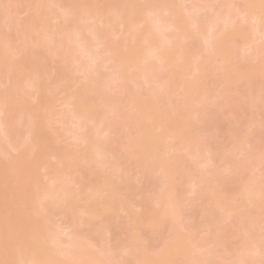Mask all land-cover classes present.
Listing matches in <instances>:
<instances>
[{"label": "rangeland", "instance_id": "obj_1", "mask_svg": "<svg viewBox=\"0 0 264 264\" xmlns=\"http://www.w3.org/2000/svg\"><path fill=\"white\" fill-rule=\"evenodd\" d=\"M57 1L37 0L35 7L27 8L17 0H0V36H8L10 39L9 46L5 44L8 47L0 48V50L7 52L11 60L20 64L18 70L21 71L24 66L25 69L28 65L30 67L29 63L25 65L24 62H21L25 60V53L40 43L42 39L46 40L40 32L41 30L38 31L36 28V22L42 12L37 11L36 8L39 6L44 9L59 8L56 7ZM62 1V4L58 3V6L67 5V0ZM92 1L86 0L85 2L89 5H97L95 0ZM139 1L128 0L129 6H134V10L124 11L128 16L131 28H135L142 20L154 19V15L147 11V7L140 4ZM245 1H232V11L231 15L229 14V18L232 20L231 25L228 29H221L219 42L209 53L204 55L198 65V71L193 76L180 74L174 79V82H172V76L164 78L166 82L170 80V88L166 89L165 93L175 103L176 110L184 112L182 106L186 99L191 105V109L186 115V124L180 126L181 120L177 118L172 125L158 130L156 120L160 119L159 115L161 114L148 106L150 100L148 87H137L136 93H133V90L104 92L106 100L111 102L114 100L113 98L119 97L123 105L122 116H117L110 124L113 133L105 136L113 141V155L108 154L107 162L100 167L99 164H96L98 168L94 169L98 170L95 173L99 172L104 185H101L95 178L92 179V182L88 184L89 187L85 186L86 189H83V194L88 197L94 195L91 193L94 187L98 188V192H95L98 194L97 198L95 195L93 199H88L90 206L86 208L87 212H84L85 202L75 199L74 218L68 214L60 215L61 217L54 219L57 225H60V219L62 227L75 226L79 238L89 243L110 245L117 257H122V252L125 249H132L147 264H157V261H159L158 264H188L190 250L196 247L202 248L201 259H212V264H226L234 260L239 249L243 247L238 231L243 230L247 227L246 225L250 227V224L260 227L264 225V188L262 199L258 201L255 208L242 207L243 203L239 199L242 188L253 185L254 178L264 182V39H259L262 28L257 27L256 22L261 11L250 8L253 2H258L262 6L264 0H250L251 3L248 5L244 3ZM228 2L229 0L218 1L219 4L225 3L226 5ZM187 5L189 4L187 3ZM216 8L214 7V9ZM158 12L162 19L169 16L165 9ZM196 12L179 11V15L185 20L188 16L187 13L194 14ZM101 13L104 19L110 21H118L121 16V13L117 11H101ZM219 13L221 11L206 9L196 14H198V19L205 21L215 18ZM98 19L95 17L94 20L98 22ZM88 22L87 20L86 23L88 24ZM218 23L221 25V20ZM51 24L54 25L57 22L51 21ZM25 25L29 33L27 38H23L21 33V28ZM64 25L63 35L70 28V24ZM116 30L119 31L120 28L116 27ZM51 38H56V36L53 35ZM119 38L122 42L120 44L117 42L118 53L126 54L128 49L123 46L128 42V34L124 31L120 32ZM8 39L4 42L0 40V44L6 43ZM197 45V42L194 41L188 45L193 55L195 48H198ZM32 50L34 51V49ZM40 54L39 56H41ZM45 55H42L44 60H41V63L47 61L45 65L48 66L44 69L39 89L32 91L29 94L31 97H28V94L25 96V92L23 95L27 97L23 102L24 108L29 112L26 115L30 114L29 116L32 117V131L35 138L31 139L30 137V139L35 141L33 143L35 146L29 145L31 140L24 147L25 143H20L24 139V135L27 140V136L24 134L27 128L23 126L24 124L21 126L25 127V131L19 127L21 128L19 130L22 131L18 130L17 133L22 132V134L14 136V141H18L19 146L22 144L18 150H12L9 148L10 146L7 148L8 143H4L0 133V150L3 148L0 151V264H16L15 245L17 246L18 243L22 250L26 248L24 246L30 243V240L33 241L32 245L34 246L35 240L28 239L29 236H33L27 224L33 222L36 223V227L37 225L41 227L43 222L42 215H34L31 213L33 211L30 212V206L33 205L31 203L28 206L31 202V199L27 202L29 196H33L32 193L36 188L48 190L55 186L60 178V172L66 164L74 161V158L78 157L84 148L81 141L73 139L68 132V129L75 127V120L69 119L72 107L68 102V105L64 102L70 100V103H80L84 97L81 86L86 85L85 73L87 74V72L81 71L78 63H70L67 60L68 63L63 59L58 61L57 58L55 59L59 63L52 60L56 64L54 67L51 59H48L50 57ZM21 58L23 59L21 60ZM63 62L67 64H61L63 67H60L59 64ZM104 65L108 66V62L100 64L99 71L101 70V73H105L104 69L107 68L106 66L104 68ZM5 73L7 74V72ZM5 75L4 77L7 76ZM4 77L2 76V78ZM4 83L5 80L1 85ZM4 88V86L0 87L1 90ZM8 92L11 93L10 95L7 93L9 95L8 117L16 118L17 111L13 112V108L18 105L17 103H20L18 108H21L23 99L21 100L19 95L23 93L17 95V92ZM34 94L36 95L32 97ZM99 110L98 112H100ZM106 116L109 117V115ZM173 134L177 135L175 140L172 139ZM147 139L152 140L153 144ZM142 140L147 144L150 143L146 144L148 147L157 146L159 156L170 163V166L165 170L177 185L180 194L178 195L180 198L179 218L175 223L170 222L171 220L167 217L166 214L169 213L167 208L160 207L155 203L163 186L162 178L157 174H152L149 168L140 163L142 155L135 159L130 155L132 146H142L144 144ZM243 147L247 150L248 158L252 159L250 166L246 160L247 156H243L241 151ZM3 150L5 153H2ZM195 155H200L201 158L210 155L219 175L214 180L197 188L196 193H191L194 161L190 160V157ZM215 182L219 183L217 187L214 186ZM100 185L102 189L109 185L112 189L111 192L101 191ZM109 197H119L123 207L120 209L104 205L103 203ZM73 213L70 215L73 216ZM158 215L160 218L164 216L159 220ZM53 228L55 232L63 233L62 229ZM105 228H108V234L104 232ZM8 229L11 230L10 236H7L10 231ZM23 230H29L31 235ZM35 230L34 228L33 232ZM251 233L253 236H258L260 232L253 229ZM22 234L27 236V239ZM18 236L24 240L18 239ZM67 239L64 235L60 240L61 243L55 246L45 242H36L40 246L39 254L67 251L64 244ZM24 241L26 244L23 243ZM30 245L27 244V247ZM98 251V249H92L93 253ZM18 260L21 261L22 258ZM128 262L134 264L133 260ZM254 264H264V258L255 259Z\"/></svg>", "mask_w": 264, "mask_h": 264}, {"label": "bare ground", "instance_id": "obj_2", "mask_svg": "<svg viewBox=\"0 0 264 264\" xmlns=\"http://www.w3.org/2000/svg\"><path fill=\"white\" fill-rule=\"evenodd\" d=\"M58 1L56 7L59 8H55L56 10L54 8L44 9L42 6L36 8L37 11H42L40 18L36 22V28L38 31L41 30L40 32H42L41 34L46 38V42L42 39V41L37 43L35 47L30 48L29 51L31 52L28 51L30 56L27 52L25 54L28 57L25 56L24 61L22 60L23 58H21V62H24L25 65L29 63L30 67L27 64L28 66L25 69V66L22 65L24 66V69H21V71L18 70V65L20 66V64H16L18 62L15 63L11 60V58L8 57L7 52L0 50V87H5L2 90L0 89V133L2 140L5 141L4 143H8L6 145L7 148L10 146L9 148L12 150H18L22 147V144L19 146V142L14 141V136L16 137V134L17 136L22 134V132L17 133L19 129L22 128V130L25 131V127L27 128L24 132L27 136V140H25V135L23 134L24 139L20 142L25 143L23 147L28 145L30 142L29 140L35 138L32 131V117L29 116L30 114H27V117L26 113L29 112L24 108L23 102L27 98L25 97L27 94L28 97H31L29 94L35 89H39L41 77L44 75V69L48 66L45 65L47 61H42L41 63V60H44L42 55L46 54L47 57H50L48 59H51V62H57L55 58H57L58 61H61L59 59L65 61L69 60L70 63H78L81 71L85 70V72H87V74L85 73L86 85L81 86V88H83L84 97L83 95L82 97L84 99L82 98L78 104L74 102L70 103V100L64 102V104H67L68 102L70 104L69 106L72 107V113L69 119L75 120V127L68 129V132L72 135L71 137L73 139L80 140L84 145V148L80 155L75 157V160L73 159L74 161L66 164L60 172L61 175L59 176L60 178H58L59 182L57 180L55 186L50 187L48 190L45 188H39L38 190L36 188V192L33 191L34 193H32L33 196H29L27 202H29L30 199L31 202L28 206L31 205V203L33 205L32 207L30 206V212L33 211L31 213H34V215H42L41 218L43 225L41 224V227L37 225L36 227V223L34 224L32 221H30L32 222V224L29 223L30 225L27 224L28 222L26 223L33 236H29L30 238L28 239L32 238V240H35L34 246L32 245L33 241L31 242L30 240V243H27L31 244L28 247L24 241L23 243L26 244H24L26 251L24 248L23 250L20 249L21 247L18 243L17 246L15 245V257L17 259L13 256L12 257L18 261H16V264H133L132 262H128L131 260L134 261V264H147L141 257L135 254L132 249H125L122 252V257H117L114 254V249L110 245L106 246L107 244L102 245L101 243L99 244L96 242H86L79 238L75 226L68 225L62 227L60 219V225H57L54 219L60 215L64 216L65 214L74 218L75 199L85 202L84 212H87L86 208L90 206V201L88 199H93L95 195L97 198L98 193L96 194L95 192H98V188H92L91 193L94 195L89 197L83 194V189H86L85 186L89 187L88 184H90V182H92L91 180L94 178L101 185H104L102 181L103 178L100 177L98 174L99 172L95 173V171L98 170L94 169L98 168L96 164H99L100 167L107 162L106 159H108V154L113 155V141L105 136L113 133L110 124L114 122L117 116H122L123 108L119 97L113 98L114 100L109 102L105 99L104 92L109 90L116 92L133 90V93H136L137 87H148L150 93L148 106L161 114L159 115L160 119L158 121L156 120V127L158 130H162L167 128V126L172 125L177 118L181 120L180 126L186 124V115L188 110L190 111L191 105L188 102V99H186L183 101L182 106L184 112L176 110L174 107L175 103H173L171 97L165 93L166 89L170 88V80L169 82H166L164 81V78L166 76H172V82H174V79L180 74L193 76L198 71V65L203 60L204 55L209 53L219 42L221 29H228L232 23V20L229 17L232 11L233 0H229L230 5L229 2L227 5L225 3L219 4V0H140L139 3L144 4L147 7V11L154 15L153 20L155 21L153 22V20L149 19L142 20L135 28L129 27L128 16L124 12L134 10V6H129L128 0H101V2H99L100 0L97 2L95 0V4L97 3L95 6L89 5L85 2L86 0H67V5L61 7L60 5L58 6V3L62 4L63 1ZM17 2L30 8L36 6L37 0H17ZM187 3L189 5H187ZM244 3L248 5L251 1L246 0ZM214 7L217 8L214 9ZM160 8L165 9L169 16L163 19L160 18L158 15V11L161 10ZM250 8L255 11H261L256 22L257 27L262 28L261 36L259 37V39L262 40L264 39V4L261 6L258 2H253ZM206 9L210 11H221V13L213 19L210 18L205 21L198 19V14L196 13ZM101 11H117L121 13V16H119L120 18L118 21H110L109 19L103 18ZM179 11L197 12L194 14L187 13L188 16H186L184 20L183 17L179 15ZM95 17L99 18L98 22L94 20ZM87 20L89 21L88 24L86 23ZM219 20H221L222 26L219 25ZM51 21H55L57 24L53 25L51 24ZM64 24H70V28L65 35H63V31H65ZM99 26H102L103 28H100ZM116 27H119L120 30H116ZM123 31L128 34V42L123 46V48H127L128 51L126 54L121 55L118 53L117 42H119V44L122 42L119 38V33ZM21 33L23 38L29 36L26 25L21 28ZM53 35H55L56 38H51ZM0 37V40H2L1 42H4V40L9 38L8 36ZM193 41L198 44V48H195L194 55L190 52L188 47L189 43ZM5 44L9 46L10 39H8L6 43L0 44V48L5 49L8 47ZM32 49H34V51ZM39 54L41 56H39ZM104 62H108V66L104 65V68H107L104 69L105 73H101V70L99 71L100 64L102 65ZM61 64L66 65L67 63L64 64L63 62L59 64L60 67H63ZM55 66L56 64H54V67ZM5 72H7V74ZM17 72H19L18 75ZM25 74L27 75L24 77L23 75ZM4 75L6 77H4ZM20 75L22 76L20 77ZM2 76L4 78H2ZM3 80H5V83L1 85ZM155 84H157V86H155ZM6 87L11 88L12 90L14 89V91H11V89L9 90ZM27 88L29 89L26 90ZM8 91L14 93L17 92V95L23 93L19 95L20 99H23L21 102V108H18L20 107V103H17L18 105H15L13 108V112L17 111L16 118L8 117V97L11 94ZM24 92L26 93L25 96H23ZM7 93H9V95H7ZM35 95L36 94L32 97ZM98 109H100V112H98ZM21 111L24 112L22 113ZM105 115H109V117H105ZM18 116H22L25 121ZM11 119H15V121H12ZM22 124H24V128L21 126ZM83 132H85V134H83ZM17 138L15 139L17 140ZM176 138L177 135L173 134L172 139L175 140ZM148 141H151L153 144L152 140ZM34 142L35 141L30 142L29 145L35 146V144H33ZM142 142H144L142 146H132L133 149H130V155L134 159L137 156L140 158V155H142V160H139L141 161L140 163H143L144 167L149 168L152 174H157L162 178L163 186L161 188L166 190L163 189L162 191L161 189L155 203L160 207L167 208L169 212L166 214L167 217L171 220L170 222L175 223L179 218L180 198L178 195L180 194L178 193L179 190L177 189V185L170 179L166 173L167 170H165L170 166V163L166 162L165 159L163 160L162 157L159 156V149L157 146L152 148L153 145L151 144L152 146H149L150 149L147 146L150 144L149 142L148 144L146 141L142 140ZM4 151L5 150H3L2 153H5ZM241 151L243 152V156L246 157V148L243 147ZM190 160L194 161V175H192L193 187L190 192L196 193L197 188L210 180H214L218 177L219 173L216 171L214 160L210 155L202 158L200 155H195L191 156ZM246 160L248 166H250V164H252L251 157L248 158L247 156ZM119 168L121 169L122 166ZM105 182L104 179V183ZM252 184L253 185H247L245 187L242 186V191L239 194V199L243 203L242 207L255 208L258 201L262 199L264 182L254 178ZM101 185L99 187L100 190L102 189ZM218 185V182L214 183L215 187ZM214 186L213 188H215ZM105 187H103L101 191L107 193L111 192L112 189L109 185L106 188ZM103 204L118 207L120 209L123 207V203L120 201L119 197H109ZM55 211L58 213L55 214ZM72 213L73 216L70 215ZM54 216L55 218H53ZM162 217L160 218L158 215L159 220L162 219ZM51 218L53 219L51 220ZM163 220L166 221L164 218ZM170 226L172 227V225ZM246 226L249 227L248 225ZM32 227L36 229L35 232H33L34 228ZM53 227L62 229L63 233L55 232ZM247 227L238 231L241 240L240 243L243 242L242 249H239L234 260L226 264H254L255 259L264 258V225L260 227L250 224V227ZM253 229L256 231L259 230L260 233H258V236H253L251 233L253 232ZM261 229L263 230L262 232L260 231ZM11 230L8 231L7 236H10L9 232H11ZM28 231L29 230L24 232ZM40 231H42V233L39 234ZM19 232L18 229V233ZM104 232L108 234V228H105ZM22 235L24 236V234ZM28 235H31V233ZM64 235L68 238L64 241L67 251L63 250L55 253L46 252V254H39L40 246L36 242H45L49 245L55 246L61 243L60 240ZM24 237L26 238L27 236ZM21 238L18 236V239L24 240V238ZM18 239L17 241H19ZM26 241L28 242V240ZM177 242H175V244H178ZM92 249H98L99 251L93 253ZM201 249V247H196L190 250L188 264L213 263L212 259H201L203 256ZM18 252L20 253L17 255ZM20 258H22L21 261L18 260ZM158 262L159 261L156 263L158 264Z\"/></svg>", "mask_w": 264, "mask_h": 264}]
</instances>
